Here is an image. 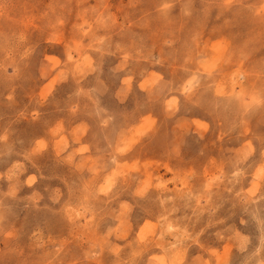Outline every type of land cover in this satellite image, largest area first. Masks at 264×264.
<instances>
[{
    "label": "rangeland",
    "instance_id": "obj_1",
    "mask_svg": "<svg viewBox=\"0 0 264 264\" xmlns=\"http://www.w3.org/2000/svg\"><path fill=\"white\" fill-rule=\"evenodd\" d=\"M0 264H264V0H0Z\"/></svg>",
    "mask_w": 264,
    "mask_h": 264
}]
</instances>
